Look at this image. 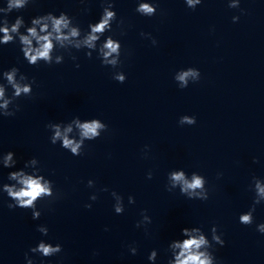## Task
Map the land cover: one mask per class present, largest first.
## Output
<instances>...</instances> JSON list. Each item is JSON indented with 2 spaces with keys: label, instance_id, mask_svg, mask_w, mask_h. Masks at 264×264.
Segmentation results:
<instances>
[{
  "label": "clouds",
  "instance_id": "obj_1",
  "mask_svg": "<svg viewBox=\"0 0 264 264\" xmlns=\"http://www.w3.org/2000/svg\"><path fill=\"white\" fill-rule=\"evenodd\" d=\"M35 0H6V6L0 7V45L17 43L20 46L23 59L31 66H37L41 62L46 65L61 64L64 61L63 54H55L59 50L68 53L72 60L77 57L72 55V50H87L85 56L92 58L93 52H96L97 58L101 65L110 66L113 70L112 79L123 84L127 77L120 68L122 61V45L113 35L105 36V33L113 31V22L118 27L123 25V20H118L115 11L114 0H101L102 12L98 21L89 23L88 30L82 31L80 26L74 23V18L66 12H60L59 15L53 12H47L43 15H37L31 18L30 25L25 24L23 16H17L13 23H9L7 16L9 13L20 11L26 8ZM185 5L195 10L202 0H184ZM230 9H239L240 0H228ZM158 4L156 0H137L135 12L144 17H153L157 14ZM243 13V9H240ZM239 16H233V23L238 22ZM24 31L21 32V29ZM123 34V33H122ZM142 37L151 39L153 45L157 44L151 33L141 32ZM104 37L101 42V38ZM79 67V64H76ZM4 83H0V117H13L20 111V105L17 103L21 97H31L33 94V84L35 79L29 78L21 73L19 68L13 66L0 73ZM174 81L178 88L185 89L190 83H197L201 79V72L198 68L188 67L175 72ZM12 89L11 95L8 94V88ZM197 123L194 115H183L179 118L180 126H193ZM46 127L51 131L49 137L50 143L55 145L59 142L60 147L70 152L72 156L79 157L84 154L85 142L94 141L101 137L102 133L108 131V125L99 118L82 120L79 116L74 117L70 122L49 123ZM147 148V146H146ZM253 158V163H256ZM17 160L15 153L7 151L0 153V165L4 168H15ZM37 158L32 157L25 161L23 168L10 171L7 175L8 181L12 183L0 184V192L6 193L11 203L7 207L10 210L31 209L32 219L38 220L41 216V210L37 208L38 202L45 199H56L59 194L54 191V183L41 174V168L38 166ZM30 169L31 171H28ZM153 173L149 171L147 178L151 179ZM207 180L205 176L198 172L187 174L183 169H174L167 174L166 190L172 192L179 189L182 196L189 200L207 201L209 199V189L206 187ZM89 188L95 187V181H87ZM250 190L254 193L253 202L248 211L239 215L240 224L250 226L254 223V212L256 206L264 202V179L257 177L252 178ZM101 191H108L105 187ZM115 203L113 204L114 212L117 215L125 211L124 198L116 191L111 192ZM89 199L96 201L97 195L92 194ZM128 203L134 204L135 198L128 196ZM85 208L91 209L92 204L87 203ZM151 223V217L147 215L146 210H142L141 219L137 221L136 227L146 226ZM43 236H48L49 229L46 225H38L37 229ZM107 231V229H105ZM256 231L264 234V223L256 225ZM182 239H173L168 243V252L170 257L167 264H218L215 256L216 246L223 247L225 240L222 233L218 232L217 226L211 228V240L205 234L201 227H184L180 230ZM63 251L60 243L53 244L43 239L39 240L34 247H30L29 252L39 255L42 258L57 256ZM131 255H136L138 248L134 245L128 246ZM98 253H93L97 255ZM158 250L152 249L148 254L150 264H156ZM26 264H35L33 258L25 253ZM40 264H44L41 259Z\"/></svg>",
  "mask_w": 264,
  "mask_h": 264
}]
</instances>
